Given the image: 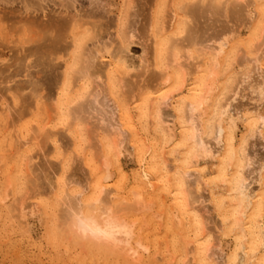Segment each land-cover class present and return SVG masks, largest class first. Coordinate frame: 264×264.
I'll use <instances>...</instances> for the list:
<instances>
[{
  "label": "bare ground",
  "instance_id": "1",
  "mask_svg": "<svg viewBox=\"0 0 264 264\" xmlns=\"http://www.w3.org/2000/svg\"><path fill=\"white\" fill-rule=\"evenodd\" d=\"M85 2L86 5H84L83 0H0V9L3 11H0V13L2 12L1 16L4 13L5 16L9 14L18 21H26L25 26H20L18 23L20 26H18V29H22V34H18L21 37L18 40L19 42L15 43L19 46L16 49L12 47L15 49V52L11 50L14 55L12 54L13 56L7 60V66L0 65V100L3 99V95L7 97V91L9 93L13 92V88L4 85L5 83H12L15 91L10 95L13 103H15L14 106L19 104L17 103L18 100L20 101V105L16 106V111L14 110L18 113L17 118L20 122H18V119L16 122L19 124L12 119L13 124H16V134L23 135L24 133L26 137L27 130L34 132V136L28 134L26 139L23 138L24 136L23 139H18L19 141L15 139V142H19V146L17 144L18 149L20 146V148L25 147L26 149L25 144L30 142L31 137H34L31 143L34 145L33 141L36 142L38 145L36 150L40 149L41 155L46 153L57 155L59 152H63L67 146L64 149L62 147V151H60V145H67L66 141L69 140L71 145L73 143L75 150L78 149V146L82 147H80L81 150L78 152V156L83 159V162L82 160L80 162V159L77 161L75 153L72 156L73 151H71V145L69 144L70 147L68 146L69 148L66 149L69 153L72 152V155L63 156V161L59 158L55 160L46 158L48 160L39 164L42 178L37 173L38 177L36 176L37 178L33 179L34 181L31 180L32 189H28L33 192L34 196L38 195L40 199L38 198L39 201L32 203L29 202L28 211L33 215L42 216L48 209L49 215V209L51 208H48L50 205H48L47 197L51 193H56L52 196L54 200L52 203L57 214L53 211V215L50 214L51 217L55 214L56 219L54 220L57 221L51 219L50 221L55 222L54 225L56 226L53 231L49 230L50 234L48 232L50 239L54 242L53 244H57L55 241H62L61 243L71 241L75 244L72 245L73 247L76 245L81 246L79 248H81L80 251L83 250L82 252L86 251L85 248H87L89 253L96 252V255L100 253L106 258L115 256L114 262L118 260L117 257H120L119 260L123 261L122 259H124L123 262H126V259V263L130 261L132 264H138V261L147 255L146 252L150 247L149 244L144 242L146 238L143 241L139 234L141 226L139 231L134 229L130 235L122 236V243L112 244L93 239L91 234L85 238L79 227L75 226L72 213L79 209L82 200L85 202V208L83 209L85 226L89 230L92 228L119 230L123 227L120 220L126 219L129 223L134 222L136 224V221L132 220L133 217L130 216L131 219L127 216L131 211L144 212L152 209L153 200H150L148 195V198H146L148 200H145L144 190L156 192L157 188H161L165 193L162 195H166L165 197L172 200V206L169 208L168 203V207L165 208L166 210L169 209L166 212V215L169 216H166L169 226L174 227V223L175 226L177 225L176 228L186 225L188 231L192 232V234L189 233L193 235L192 241L188 238H182L186 240L184 244L182 243L183 245L180 244V252L183 253L184 251V254L180 259L176 258L180 262L182 258L184 259L181 264H187V262L191 264L192 260H189L192 254L195 256L197 264H264V176L261 175V171L264 170V159L260 157V161L256 160L257 166H254L257 155L255 156L252 148L259 142L264 147V134H262L264 133V123H261L262 118H264V98L259 95L261 87H264V76H262V70H264V38L261 39L264 37V32L261 34L264 28L259 31V38H257L258 36L255 37L258 31L256 33L253 30L257 27L256 24H258L257 28L259 29L264 27V0H243L244 7L240 9L233 8L231 22L234 23L233 26L235 24L239 26L237 31L232 29L231 22L228 23L229 27L228 24L223 27L224 24L221 22L219 14L211 8V5L217 3L218 0H207L209 7L206 9L192 8L191 5L194 0H123L125 6H122L120 12L122 15L119 14L122 17L119 15L114 16L113 9L115 6L118 9L119 6L113 0H85ZM204 2L205 0H199L200 4ZM229 2L230 0H225V4ZM231 2H235V0H231ZM252 7H254V11H252ZM123 10L125 11L123 12ZM4 14L2 18L5 17ZM2 18L0 17V21L4 20ZM194 19L195 27L193 28L192 21ZM254 21L255 27L251 29L250 27ZM240 26L247 30L251 29L244 41L241 40L242 38L241 41L238 40ZM6 27L4 26L5 29L8 28ZM216 27L219 31L215 30ZM133 33L139 34H134L136 37ZM224 36H228L230 39L222 46L221 41ZM135 37L138 38L137 41L134 40ZM234 39L236 40L234 41ZM251 39L260 40L258 44H256L257 41L251 42L252 45L249 43ZM102 43L108 44L109 47L117 46L118 48L127 49V53L116 57L106 54L98 56ZM136 43L142 47V54H136L135 58L131 55L133 54L131 49L134 47H130L132 44L133 46L136 45ZM240 47H245L246 51L244 52L243 48L240 49ZM249 47L252 49L247 50ZM242 50L243 53H240ZM137 55L139 60H137ZM32 57H38L41 64H44L45 60H47V63L44 64V71L39 74L41 80L39 93L23 97L22 94L24 91H28V88L25 86L24 80L16 79L15 81L14 79L15 77L22 78L24 76L27 71L26 61ZM6 59L8 58L6 57ZM105 62H107L106 66ZM235 66H239L237 67L239 70L243 69L234 72ZM129 67H133L137 71L129 73ZM254 75L258 78H255ZM240 89L243 93H245L243 90H247L248 93L244 95L249 97V101L253 106L248 107L247 105V108L241 105V107H238V105H235L237 102L235 101L234 106H237V108H231L232 100L234 102V98L241 95V92L238 95ZM244 95H242V98H244ZM164 97H168L167 103H163ZM229 97H231L230 104H223V107L228 108L229 111L226 118L221 120V102L227 101ZM248 97L244 102L250 104ZM6 101L7 99L3 104L5 110L9 108ZM110 102L111 104H109ZM261 105H263L262 109H260ZM14 106L12 105L11 108ZM41 106L42 110L45 111L41 110L44 114L43 118L46 117V120L41 121L40 119L36 122L37 119L35 120L34 117L37 118V115L41 112L39 111ZM194 106L195 120L201 138L205 144L210 145L211 154L206 157L198 151V143L192 142L190 139L192 128L187 125L193 117ZM61 110L64 114H86L89 123L83 130L79 128L75 121L72 122L71 127H58ZM7 111H2L1 114L14 112L12 109L9 112ZM186 112L188 119H185ZM31 114L34 117H29L34 118L36 126H33L31 121H21ZM134 117L147 133H149L150 128L152 129V132L150 131V134H152V138H150L152 140L150 144L151 151L148 155L147 151L149 149H145L147 147L144 145L145 142L143 143V137L140 138L141 135L137 134L143 129L137 131L133 123ZM29 127L30 129L35 127V130H33L34 128L30 130ZM56 136L58 137L57 140L54 139ZM35 139H38V141ZM79 142L91 146L89 149L92 148L93 152H96L91 154L97 156L86 157L84 145L78 144ZM129 147L131 151H134L141 169L137 182L143 186L136 185L137 190L133 192L135 200L133 196L130 199V201L132 199L133 201L126 202L119 196L121 188L118 185L123 184L121 180L123 181L125 178L120 157L124 154L123 151H130ZM56 150L59 152H54ZM263 152L261 153L263 154ZM24 154L16 155V159L24 157ZM192 154L199 155L201 158L189 166V157ZM59 155L61 156L62 153H59ZM86 158L92 161V165L88 163ZM21 159L20 161H22ZM23 159L25 160L26 157ZM31 159V155H28L27 160L29 163ZM27 160L23 162L17 160L20 162L19 167H21V163L22 166L29 164L26 163ZM208 161L213 163V171L211 172L208 171ZM249 161H251V166H248ZM73 163L83 164L84 167L81 165L82 168L77 166V168H81L80 172L86 171L82 170L83 168H90L88 185L84 186V184H87L86 179L88 181L87 176L83 177L85 178L84 183L75 181L77 175L75 177L74 175H65L66 171L69 172V168L73 166ZM18 171H20L18 172L20 175L15 173L17 175L13 177L15 183L23 173L20 168ZM15 172L17 171L15 170ZM28 173L27 176H29ZM181 173L193 174L195 179L185 180ZM65 176L68 178L71 176L72 181L67 178L68 182H66ZM27 178L29 180V177ZM240 178L248 181L243 195L236 190ZM113 180L118 181L119 184L113 183ZM73 181L79 184L83 183L84 188L88 186L86 188L89 189V194L87 193V195L81 197V200H77L75 194L82 187L78 185L71 188ZM9 184L7 182L5 189L0 186L1 191L4 189L3 194L0 191L2 195V197L0 195L1 203L8 197ZM28 184L30 183L27 182L26 185ZM15 187L14 189L17 192H14L17 194L19 190ZM75 187H80V190ZM100 189L105 190L102 196L105 205L120 206L122 208L119 219L106 221L102 215L97 216L94 221L87 219L89 210L86 202L99 195ZM159 189L157 192L160 194L161 189L160 192ZM193 191H195V196L192 195ZM206 191L208 196L203 195V192ZM24 198L22 197L21 200ZM207 199L212 202L216 213L214 228L211 226L212 223L211 225L207 223L210 214L206 217V211H204L205 209L202 210L203 207L201 206L202 202L207 201ZM160 200L163 202V199L160 198ZM23 203L17 201L10 210L16 221H18L17 225L18 223L23 224L21 221L26 218V209L23 207ZM209 205L212 206L210 203ZM209 205L206 207H209ZM5 208V210L9 209V207ZM210 210L209 212H211ZM214 211L212 212L214 213ZM155 216L159 220L163 213L159 210ZM50 221L48 226H53ZM166 225L167 229L170 228L168 224ZM19 229L21 230V228ZM23 229L27 230L26 227ZM172 229L173 233H171L176 238L180 229L178 228L175 232L176 235H174L175 229L174 231ZM185 231L187 230L185 229ZM162 234L164 233L162 232ZM220 236H230L231 239L223 246L219 241ZM180 237L178 239L177 236V239L182 242L183 240ZM214 240L216 242L213 244ZM66 242L63 246L67 248L69 245L67 246ZM173 243L171 245H174ZM163 244L164 246L167 245ZM190 245L193 246L191 256L188 255L190 254ZM170 248L173 249V246ZM173 250L176 251V248ZM186 253L190 256L188 261L185 259L188 258L185 257ZM84 254L82 253L83 256H85ZM154 256H158V254ZM80 258L84 259L85 257ZM96 258L100 260L99 256ZM103 258L105 257H102V260ZM151 258L150 263L156 262L157 257H155V261H152L154 258L152 260ZM160 258L158 256L157 261L158 259L160 261ZM90 259L92 258L90 257ZM180 262L176 261V264ZM164 263L165 261L161 264ZM166 263L168 262L166 261ZM155 264H158V262Z\"/></svg>",
  "mask_w": 264,
  "mask_h": 264
},
{
  "label": "rangeland",
  "instance_id": "2",
  "mask_svg": "<svg viewBox=\"0 0 264 264\" xmlns=\"http://www.w3.org/2000/svg\"><path fill=\"white\" fill-rule=\"evenodd\" d=\"M84 1V5H86L87 3L85 2V0H83ZM114 2H115V4L117 5V6H119L118 7V9H117V7L115 6V8L113 9V13H114V16L116 15V16H118L119 14H120V12L122 11L121 9L125 6L124 4H123V0L121 1V0H113ZM128 1V0H127ZM118 2V3H117ZM86 3V4H85ZM120 3H122L121 4V6H120ZM136 3V2H135ZM128 4V3H127ZM136 5V4H135ZM134 5V6H135ZM123 6V7H122ZM7 7V6H6ZM16 7H18V6H16ZM136 7V6H135ZM0 8H1V6H0ZM7 9V8H6ZM50 9V8H49ZM120 9V10H119ZM133 9H135V8H133ZM0 11H2L1 9H0ZM119 11V13L117 14V12ZM125 10H123V12H124ZM252 11H254V7H252ZM3 12V11H2ZM1 12V13H2ZM0 13V14H1ZM4 14V13H3ZM3 14H2V16L0 15V17L2 18L3 17ZM120 15H122V13L120 14ZM119 15V16H120ZM124 15V14H123ZM4 16H5V14H4ZM8 16H10L9 14H8ZM8 16H5L4 18H2V19H4V20H2V21H0V26H2L0 29V58H1V60H3V58H4V60H9L14 54L11 52V50L13 51V52H15V49L17 48V46H19V45H16L15 43H18L19 41V39H20V37H21V35H18V34H22V32H21V28H20V30L18 29L21 25H23V26H25V22L26 21H24V20H20V18H19V20L21 21V23H23V24H21L20 23V21H18V19H16L15 17H13V16H10V17H8ZM6 17H8V18H6ZM120 17H122V16H120ZM16 19V20H14V19ZM18 18V17H17ZM6 19V20H5ZM12 20V21H11ZM15 22H14V21ZM10 21H11V23H10ZM16 21H18V22H16ZM3 22H4V24H3ZM6 22V23H5ZM2 23V24H1ZM9 23V24H8ZM12 23H13V25H12ZM18 23L20 24V26L18 25ZM257 23V22H256ZM16 26H15V25ZM27 24V23H26ZM231 25L230 26H232V29L233 30H236L237 31V27H239V26H237L236 24H235V26H233L234 25V23H230ZM233 24V25H232ZM254 24H255V21H254V23L251 25V29L253 28V27H255V26H257L258 27V24H256L255 26H254ZM8 25V26H7ZM11 25V26H10ZM4 26L7 28V29H5L4 28ZM14 26V27H13ZM19 26V27H18ZM27 26V25H26ZM138 26V25H137ZM224 26H227V25H223V27ZM17 27V28H16ZM220 27H221V25H220ZM220 27H219V29H220ZM228 27H229V24H228ZM257 27H255V29L253 28V30L254 31H256V33H257V31H258V33H257V35L255 36V37H257V38H259V31H262L263 30V28L264 27H260L261 29H259V28H257ZM4 28V29H3ZM12 28V29H11ZM235 28V29H234ZM245 29V28H243V27H241L240 26V28L238 29V31H239V41H244V40H246V38L248 37V33H250V30L251 29ZM224 29V28H223ZM215 30L216 31H219L218 30V28L216 27L215 28ZM222 30V29H221ZM220 30V31H221ZM243 30V31H242ZM16 33H15V32ZM136 32H138V31H136ZM263 32H264V30L262 31V33L261 34H263ZM12 33V34H11ZM245 33V34H244ZM134 34H136V33H133V35ZM137 34H139V33H137ZM136 34V35H137ZM212 34V33H211ZM248 34V35H247ZM16 35V36H15ZM136 35H134V36H136ZM245 35V36H244ZM7 36V37H6ZM263 36H264V34H263ZM137 37V36H136ZM134 38V40L135 41H137L136 39H138V38ZM254 37V38H255ZM262 37V36H261ZM5 38V39H4ZM242 38V39H241ZM264 37H262L261 39H263ZM241 39V40H240ZM236 39H234V41H235ZM237 40V42H239ZM260 40V39H259ZM258 39L256 40L257 41V43L256 44H258V41H259ZM255 40H253V39H251L250 40V42L249 43H251V42H256ZM3 43H6V44H3ZM211 44V43H210ZM252 44V43H251ZM251 44H249V45H251ZM255 44V46H257ZM139 44H137L136 43V45H134L133 46V44L131 45V47L130 48H133L134 50H136L135 52H134V50L133 49H131V52L133 53V54H131V55H133L135 58H136V54H142V47H140V46H138ZM253 45V44H252ZM14 46H16V47H14ZM15 48V49H13V48ZM248 47V46H247ZM252 47V46H251ZM7 48V49H6ZM8 48H9V50H8ZM137 48V49H136ZM241 48H243V50H244V52L246 51V49H245V47H240V49ZM253 48V47H252ZM252 48H248L247 50H249V49H252ZM133 50V51H132ZM243 50L240 52V53H243ZM4 51V52H3ZM9 51V52H8ZM135 53V54H134ZM148 53H149V51H148ZM13 54V55H12ZM8 58V59H6V57ZM140 57H141V55H139ZM137 57H138V55H137ZM137 60H139V57H138V59ZM237 67H239V66H235V68L233 69L234 70V72H238V71H240L241 69H243V68H241L240 70H239V68L237 69ZM255 76V78H258V77H256V75H254ZM16 79L17 80H23V76H22V78L20 77V78H16L15 77V81H16ZM13 82V81H12ZM14 83V82H13ZM5 86L6 85H8L7 87H11V88H13V90L10 88V90H12L13 92H11V93H9L8 91H7V94L10 96V98H8L9 96L7 95V97L6 96H2V98L3 99H1L0 100V104H1V106H0V125H2V126H0V186L1 187H3L4 189L6 188V185H7V182H9L10 184H9V187H8V197H7V199L5 200V201H3L2 203H1V201H0V205L3 207H1L0 206V264H128L130 261H128V263H126L127 262V260L125 259V261L126 262H123L124 261V259H122L123 261H121V259L119 260V258L120 257H117L116 259H118V260H115V262H114V257L115 256H110V257H107V258H109V259H107L106 258V256H103L102 254H100V253H98V255H96V252H90L89 253V251L87 250V248H85V250L86 251H84V252H86V254H84V252H82L83 250H81L80 251V249L81 248H79V247H81V246H79V245H76V246H72V245H75V244H73L71 241H68V243L66 242V241H64L63 243H61V242H58V241H55V242H57V244H59V243H61V244H59L58 246H57V244L55 245V244H53L54 242H52V240L50 239V236L48 235V232H49V230H51V231H53V228H55V226L56 225H54V223L57 221V220H54V219H56V217H55V214H57V213H55L56 212V208L53 206V197L52 196H54L55 194H50L48 197H47V201H48V205H50V206H48V208L50 207L51 209H49L50 210V214L52 213V211L55 213L54 214V216L53 217H51V215L49 214L48 215V209L45 211V214H43L42 216H39V215H33V214H31L29 211H28V207H29V205H30V203H32V202H34V201H39V197H38V195H33V192L30 190L29 191V189H32V187H33V185H31L32 183V181H34L33 179H36L38 176L36 175L37 173H38V175L40 176L41 174V171H40V167H39V164H42V162H45L46 160H48V159H46V158H53L54 156H56L57 157V159L60 157V155H59V153L61 154L62 153V155L65 157V156H67L68 157V155L70 154V155H72L71 153V151H73V155L72 156H74V153L76 154V156H77V161H79L78 159H80V157L78 156V152H80V150H81V148L78 146V149H76L75 150V148L73 147V143H72V145L69 143V141H66V143H67V145L66 144H61L60 145V148L59 149H61L60 151H62V147H63V149H64V147L65 146H69V144L71 145V153H69L68 152V148L67 147H65V149H64V151L63 152H59L58 150H56V151H54V152H59L57 155H54L55 153H46V154H44V155H41V153H40V149H37L36 150V148H38V145L36 144V142L35 141H33L34 142V145L31 143L32 142V139L34 138V137H31V136H29V137H31L30 139V142H27L25 145H26V149L28 148V150H26L25 149V147H22V148H20L19 147V149H18V146H19V142H15L16 140L17 141H19L18 139H23V138H27V136H28V134L30 135H32V136H34V132L32 133V132H30V131H28L27 130V132L26 133H28V134H25L26 135V137L24 136V133H23V135L21 136V135H17L16 134V131H15V129H16V124H13V122H12V119H13V121L15 120V122L17 121V112H15L16 111V106H19L20 105V103L17 105L16 104V106H14L15 105V103H13V100H12V98H11V95L10 94H13L14 93V91H15V89H14V85H12V83H5L4 84ZM245 93H243L242 91H241V89H240V91H239V93H238V95H240V92H241V97L240 96H238V98L241 100H239L238 98H237V96L234 98V102H233V100H232V105H231V108H237V106H234V103H235V101H237L236 103H235V105H238V107H241V105H243V107H247V105H248V107H251V106H253V104H251L250 102L251 101H249V97L248 96H246L245 97V95L248 93L247 92V90H243ZM26 91H24V93H25ZM23 93V92H22ZM243 93V94H242ZM245 94V95H244ZM5 95H6V93H5ZM242 95H244V98H242L243 96ZM248 97V102L250 103V104H247V103H245L246 102V98ZM7 99V104L9 105V108H7L6 110L4 109L5 108V105H3V104H5V100ZM239 101H238V100ZM1 101H2V103H1ZM245 101V102H244ZM9 102V103H8ZM12 102V103H11ZM240 102V103H239ZM46 103H48V102H46ZM50 103V102H49ZM243 103V104H242ZM109 104H111V102L109 103ZM8 105H6L7 107H8ZM11 105V106H10ZM12 105L14 106L13 108H11L12 107ZM3 106V109L1 110V107ZM247 107V108H248ZM263 108V105H261V108L260 109H262ZM10 109H12L14 112H12V111H10L11 112V114H10V112H9V110ZM8 110V111H7ZM42 110V106H41V108H40V110L39 111H41ZM5 112V111H7V112H9V114H6V113H2L1 114V112ZM42 111H44V110H42ZM42 111L41 112H39V114L37 115V118H36V116L34 117L32 114L31 115H27L24 119H22L21 121H31L32 123H33V126H36V123L34 122V118H35V120L37 119V121L36 122H38V121H40V119H41V121H44V120H46V117L45 118H43L44 117V114L42 113ZM45 112V111H44ZM13 113H14V115H13ZM16 113V114H15ZM132 113H135V112H132ZM5 114V115H4ZM7 116V117H6ZM11 118H9V117ZM14 116H16L15 118H14ZM32 118V117H34L33 119H31L30 117ZM39 116V117H38ZM47 116V115H46ZM27 118V119H26ZM19 120V119H18ZM14 122V123H15ZM18 122H20V120L18 121ZM18 122H16V123H18ZM30 122V123H31ZM5 123H6V125H5ZM133 123L135 124V128L137 129V131H139V129H143V128H141L142 126L139 124V123H137L136 122V119H135V117L133 118ZM19 124V123H18ZM35 124V125H34ZM3 125H5V126H3ZM30 126H32L31 124H30ZM7 127V128H6ZM34 128V129H33ZM31 127V129H33V130H35V127ZM29 129H30V127H29ZM30 129V130H31ZM136 129H135V131H136ZM15 131V132H14ZM136 131V132H137ZM141 132L139 133V132H137V134L138 135H141L140 136V138H142L143 137V143H144V145H145V147H147V148H145V149H149L148 151H147V155H148V153H150V149H151V147H150V144L152 143L151 141V139L150 138H152V134H150V131L152 132V129L150 128L149 129V133H147L146 132V130H140ZM145 131V132H144ZM22 132H24V131H22ZM76 132H77V130H76ZM78 133V132H77ZM79 134V133H78ZM154 134V133H153ZM6 135V136H5ZM77 135V134H76ZM144 135V136H143ZM8 136V137H7ZM18 136H19V138H18ZM24 136V137H23ZM80 136V135H79ZM7 137V138H6ZM10 137V138H9ZM23 137V138H22ZM77 138H78V135L76 136ZM16 139V140H15ZM20 139V140H21ZM53 139V138H52ZM54 139H58V137L56 136V137H54ZM148 139V140H147ZM11 140V141H10ZM36 141H38V139H35ZM66 140H68V139H66ZM146 140V141H145ZM27 141H28V139H27ZM62 142V141H61ZM257 142V141H256ZM12 143H15V144H12ZM28 143H30L29 145H28ZM58 143H59V140H58ZM260 143L261 142H259L258 144L256 143L255 144V146H253L252 148H253V152H254V154H255V156L257 155V157H255V162H256V164L254 163V166H257V161H260V157L262 158V151H264V147L262 146V145H260ZM7 144V145H6ZM17 144H18V146H17ZM77 144V143H76ZM78 144H80V142L78 143ZM83 144V142L80 144V145H82ZM6 145V146H5ZM20 145H22V144H20ZM84 146V154H86V157L87 156H89V158L90 157H95V156H97V155H93V154H95L93 151V149H92V151H91V149H89V147H91V146H86V144H83ZM258 145V146H257ZM23 146V145H22ZM32 146V147H31ZM35 146H37V147H35ZM86 146V147H85ZM261 148H260V147ZM29 147H31V148H29ZM88 147V148H87ZM127 147H128V143H127ZM257 147V148H256ZM263 147V148H262ZM10 148V149H9ZM34 148V149H33ZM67 148V149H66ZM97 148V147H96ZM130 148V147H129ZM255 148V149H254ZM259 148V149H258ZM5 149V150H4ZM24 149H25V151H24ZM87 149H89V150H87ZM10 150V151H9ZM65 150H66V153L64 154V152H65ZM70 150V149H69ZM78 150V151H77ZM89 151L90 152V154L88 155V153L89 152H87V151ZM97 150V149H96ZM95 150V151H96ZM130 151H131V148L129 149ZM48 151V150H47ZM128 150H126V152L125 151H123V153L124 154H122L121 155V164L123 165V168H124V175H125V180L123 179V181L121 180V182L123 183V184H119V182L118 181H115V180H113V183H118L119 185L118 186H120V188H121V190H119V196H120V198H122V199H124L126 202H131V201H133V199L135 200V196L133 195V192L135 191V190H137V187H135L136 185H138V184H140L139 182H137L138 180H137V178H138V175H139V173L141 172V169H140V165H139V163L137 162V160H136V155L134 154V151H128ZM258 151V152H257ZM6 152V153H5ZM12 152V153H11ZM21 152H23V153H25L26 154V152H27V154L25 155L24 154V157H20L19 158V156H18V158L19 159H16L17 158V156L16 155H18V154H23V153H21ZM29 152V153H28ZM49 152V151H48ZM93 152V154H91ZM129 153V154H128ZM8 154V155H7ZM50 156H49V155ZM51 154H53V156H51ZM68 154V155H67ZM263 154H264V152H263ZM10 155V156H9ZM14 155V156H13ZM20 155V156H21ZM28 155H31V157H32V159H31V161H30V163L28 162V160H27V157H28ZM33 155V156H32ZM47 155V156H46ZM69 155V156H70ZM91 155V156H90ZM146 155V156H147ZM6 156V157H5ZM8 156H9V158H8ZM131 156V157H130ZM26 157V159L25 160H27V162L26 163H29V164H27L26 166H22V163H21V167H19L20 166V162H23V161H25L23 158H25ZM22 158V159H21ZM20 159L22 160V161H20ZM43 159H45L44 161H43ZM86 159H88V158H86ZM129 159V160H128ZM262 159H264V158H262ZM261 159V160H262ZM10 160V161H9ZM17 160H19L20 162H18ZM81 160H82V162H83V159L81 158L80 159V162H81ZM124 160V161H123ZM257 160V161H256ZM88 161V163L89 164H91L92 165V161H89V159L87 160ZM41 162V163H40ZM91 162V163H90ZM209 163H208V168H209V172H211V171H213L212 170V164L213 163H211V161H208ZM3 163H4V165H3ZM10 163V164H9ZM16 163V164H15ZM125 163V164H124ZM18 164V165H17ZM136 164H137V166H136ZM3 165V166H2ZM24 165V164H23ZM82 166H83V164H81ZM81 165L79 164H75V163H73V166H71V167H73V168H69V172L68 171H66V173H68V174H66L65 173V175L66 176H69V175H74V177L77 175V177H75V181L77 180V181H82V182H84L85 183V178H83V177H88V181H87V179H86V183L87 182H89L90 181V179H89V176H90V173H89V169L90 168H88L87 167V169L86 168H83L82 170H86V171H82V172H80V169L82 168L81 167ZM88 165V164H87ZM94 165V164H93ZM75 166V167H74ZM77 166L79 167H81V168H77ZM90 166V165H89ZM133 166V167H132ZM253 166V167H254ZM84 167V166H83ZM91 167V166H90ZM5 168V169H4ZM19 168H20V170H22L23 171V173H22V175L20 176V177H18V178H20L18 181H17V179H15L17 182L16 183H18V184H16L15 183V181L13 180V177L15 176L16 177V175L18 174V175H20V173H18V172H20V171H18L19 170ZM22 168V169H21ZM76 168H77V170H76ZM18 169V170H17ZM70 169H72V170H70ZM75 169V170H74ZM15 170L17 171V172H15ZM26 170H28V171H26ZM35 170V171H34ZM10 171V172H9ZM38 171V172H37ZM26 172V173H25ZM29 172V173H28ZM72 172V173H71ZM85 172H87V173H85ZM15 173H17V174H15ZM27 173L29 174V176H27ZM89 173V174H88ZM31 174V175H30ZM35 176H34V175ZM137 174V175H136ZM25 175V177H23ZM58 175V174H57ZM79 175H81L80 177H79ZM128 175V176H127ZM210 175V174H209ZM5 176V177H4ZM29 177V180H28V178L27 177ZM37 176V177H36ZM64 177V179L65 180H67L66 182H68V179L70 178V180L69 181H72V178H71V176L68 178V177ZM135 176V177H134ZM137 176V177H136ZM8 177V178H7ZM41 177V176H40ZM57 177V176H56ZM131 177V178H130ZM42 178V177H41ZM68 178V179H67ZM80 178V179H79ZM21 179H22V181H21ZM24 179V180H23ZM28 181H27V180ZM32 180V181H31ZM73 180H74V178H73ZM84 180V181H83ZM29 182L30 184H28V185H26L27 184V182ZM135 181V182H134ZM22 182V183H21ZM25 182V183H24ZM14 183V184H13ZM73 183L75 184V183H78V182H74L73 181ZM72 183V186H71V188L73 187L74 188V186H78V185H80L82 188H84V186L85 185H88V183L87 184H84V186H82L83 185V183H78L77 185L75 184H73ZM16 184V185H15ZM133 184L134 185V187H133V185L131 186V185ZM11 185V186H10ZM17 185H18V187H17ZM111 185H112V183H111ZM140 185H142V184H140ZM16 186V187H15ZM143 186V185H142ZM14 187L17 189V190H19L18 191V193L16 194L15 192H17V191H15V189H14ZM24 187H26V188H24ZM87 188H88V186H86ZM29 188V189H28ZM76 188V187H75ZM80 187H77L76 189H78V190H80L79 189ZM82 188H81V190H82ZM4 189H3V191H4ZM144 189V188H143ZM158 189L159 188H157L156 189V192H150V191H145L144 190V193H143V195H144V198H145V200H146V198H148V196H149V198H150V200H153V204H152V209L150 210V209H148V210H145L144 212L143 211H138V212H134V211H131L130 213H128V217L129 218H131V217H133V219L132 220H135L136 221V231H137V229H138V231H139V227H140V236H141V238L143 239V241H144V239H145V243H147V244H149V250L146 252L147 253V255H146V253H145V255L146 256H144V257H142L141 258V260L140 261H138V264H149L150 263V258H151V256H152V258H151V260L152 261H155V257H157L158 258V256H159V258H160V256H161V258H160V261H159V259H158V261H157V258H156V262H158V264H161L162 262H164L165 261V263L164 264H176V261L177 262H180V261H178V259H176L177 257L180 259L181 257H183L182 255L184 254V251H183V249H182V251H183V253L182 252H180L181 251V249H180V244H184V241H186V240H183V239H186V238H188V239H191V241H192V239H193V235H191L192 234V232L191 231H188L189 229H187V227H186V225H182L181 227H178L179 229H180V232H179V234H177V236H178V239H179V237H180V239H182L183 241L181 242V241H179L178 239H177V236H176V238H175V236H173V232L171 231V229L174 231V229H175V231H174V235H176L175 234V232H177V230H178V228H176L177 227V225L175 226V223H174V225H173V223H172V225L175 227H171V226H169V223H168V221L166 220V216L167 217H169L168 215H166V212H168V210H166L165 208H166V206L168 205V203H169V208L172 206V200L169 198V197H165L164 195H162V194H165L164 193V191H162V189H161V192H160V189H159V192H160V194L157 192L158 191ZM2 190V188L0 189V191ZM25 190V191H24ZM89 190V189H88ZM133 190V191H132ZM3 191H1L2 192V194H3ZM15 191V192H14ZM0 192V193H1ZM14 192V193H13ZM22 192V193H21ZM31 192H32V194H31ZM56 192H57V189H56ZM89 192V191H88ZM87 192V193H88ZM131 192V193H130ZM143 192V191H142ZM89 194V193H88ZM158 196H157V195ZM1 195V194H0ZM87 195V194H86ZM148 195V196H147ZM203 195L204 196H208V192L206 191V192H203ZM133 196H134V198H133ZM147 196V197H146ZM1 197H2V195H1ZM1 197H0V200H1ZM22 197H25L23 200H21L22 199ZM41 197V196H40ZM161 199H163V202H161V200H160V198ZM165 197V198H164ZM34 198V199H33ZM39 198V199H38ZM55 198H56V196H55ZM131 198H133L131 201H130V199ZM33 199V200H32ZM205 199V198H204ZM56 200V199H55ZM124 200H122V201H124ZM148 200V199H147ZM146 200V201H147ZM159 200H160V202H159ZM167 200V201H166ZM171 200V201H170ZM17 201H22V203H23V207L26 209L25 211V216H26V218L25 219H23L21 222L23 223V224H19L18 223V225H17V222L18 221H16V219H15V216H13L12 214H11V212H10V210H11V207L12 206H14V203L16 204L17 203ZM28 201V202H27ZM30 202V203H29ZM205 202H207V203H205ZM205 202H202L203 204H201V206L203 207L202 208V210H204V211H206V213H205V215H206V217L210 214V216H208V222L207 223H209V225H211V223H212V225L211 226H213V225H215V211H214V208H213V204H212V202L211 201H209L208 199H207V201H205ZM163 203V204H162ZM209 203L212 205V206H210L209 205ZM24 204H25V206H24ZM28 204V205H27ZM207 204V205H206ZM10 205V206H9ZM204 205V206H203ZM209 205V207H206V206H208ZM167 206V207H168ZM5 207H9V211L8 210H5L6 208ZM160 209H159V208ZM162 207V208H161ZM211 207V208H210ZM5 208V209H4ZM1 209H2V211H1ZM211 209V210H210ZM5 210V211H4ZM159 210H161V212L163 213V216L161 217V219L159 218V220L157 219V217L155 216V215H157L158 214V212H159ZM209 210L211 211V212H209ZM7 211V212H6ZM212 211H214V213L212 212ZM57 212H58V210H57ZM157 212V213H156ZM152 213V214H151ZM9 214V215H8ZM6 215H8V216H6ZM52 215H53V213H52ZM133 215V216H132ZM136 217H135V216ZM141 217H139V216ZM151 215H153V216H151ZM131 216V217H130ZM150 216V217H149ZM213 216V217H212ZM8 217V218H7ZM51 217V218H50ZM135 217V218H134ZM152 217H153V219H152ZM210 218V219H209ZM212 218V219H211ZM18 219V218H17ZM50 219L51 220H54L55 222H51L50 221ZM143 219V220H142ZM28 221V222H27ZM49 221L51 222V224H53V226L51 225V226H48V225H50V223H49ZM166 221V222H165ZM9 222V223H8ZM26 222V223H25ZM33 222V223H32ZM145 222V223H144ZM214 223V224H213ZM57 224V223H56ZM147 224V225H146ZM166 224H168V227H170V228H166L165 226H167ZM171 224V223H170ZM7 226V227H6ZM20 226V227H19ZM144 226H146L147 228H145ZM157 226V227H156ZM159 226V227H158ZM24 227H26V229L27 230H25V229H23ZM50 227H52L51 229H50ZM153 227V228H152ZM186 227V228H185ZM3 228V229H2ZM15 228V229H14ZM19 228H21V230L19 229ZM49 228V229H48ZM213 228H214V226H213ZM185 229L187 230V231H185ZM26 231H28V232H26ZM147 232V233H144V232ZM167 231H168V233H167ZM9 232V233H8ZM162 232L164 233V234H162ZM172 232V233H171ZM189 234H188V233ZM26 233V234H25ZM51 232H49V234H50ZM185 233H186V235H185ZM10 234V235H9ZM30 234V235H29ZM171 234H172V236H171ZM161 235V236H160ZM170 235V236H169ZM31 236V237H30ZM152 236V237H151ZM165 238H164V237ZM47 237V238H46ZM156 237V238H155ZM161 237V238H160ZM190 237H192V238H190ZM46 238V239H45ZM151 238V239H150ZM153 238V239H152ZM155 238V239H154ZM158 238V239H157ZM47 239H48V242H47ZM49 239H50V242H49ZM173 241V242H176V243H173L171 240ZM225 239H227V240H225ZM230 236H220L219 237V241L222 243V245L223 246H225L229 241H230ZM5 240V241H4ZM158 240V241H157ZM225 240V241H224ZM229 240V241H228ZM54 241V240H53ZM171 241V242H170ZM66 242V244H67V248H66V246H63V244ZM70 242H71V244H70ZM154 242V243H153ZM216 242V240H214V242H213V244ZM226 242V243H225ZM19 243V244H18ZM163 243H165V244H167V245H165L164 246V244ZM174 244V245H171V244ZM18 244V245H17ZM65 244V245H66ZM155 244V245H154ZM157 244V245H156ZM160 244V245H159ZM182 244V245H183ZM70 245H71V247H70ZM152 245H153V247H152ZM173 246V249H175L176 248V251L175 250H173L172 248H170V247H172ZM73 247V248H72ZM158 247V248H157ZM69 248V249H68ZM153 248V249H152ZM164 248V249H163ZM166 248H168L167 250H166ZM182 248H183V246H182ZM60 249V250H59ZM66 249H68L67 251H66ZM72 249V250H71ZM79 249V250H78ZM59 250V251H58ZM74 250H75V252H74ZM191 250H193V246H191L190 245V254H188V255H190L191 256V254H192V252H191ZM154 251V252H153ZM155 251H158L157 253L155 252ZM174 251H175V253H176V255H175V253H174ZM189 251H188V253H189ZM60 252V253H59ZM65 252V253H64ZM70 252H71V254H70ZM80 252H82L85 256H83L82 255V253H80ZM152 252V253H151ZM77 253V254H76ZM153 253H155V254H153ZM181 253V254H180ZM61 254V255H60ZM78 255V256H73V255ZM91 254V255H90ZM100 254V255H99ZM158 254V256H154L153 257V255H157ZM171 254V255H170ZM92 255H93V257H92ZM96 255V256H95ZM186 255H187V253H186ZM185 255V257H188V258H185V259H187V261H188V259H190L189 261H191V264H193L194 262L196 263V261H195V256L192 254V257H193V259H192V257H190V256H186ZM51 256V257H50ZM88 258H87V257ZM92 258V259H90V257ZM97 256H99V258H100V260H97ZM166 256H168V257H166ZM75 257V258H74ZM80 257H85L84 259L83 258H80ZM102 257H105V258H103V260H102ZM111 257H112V259H111ZM146 257V258H145ZM190 257V258H189ZM78 258V259H77ZM98 258V259H99ZM148 258V259H147ZM95 259V260H94ZM104 259H105V261L107 262V263H104L105 261H104ZM78 260V261H77ZM80 260V261H79ZM110 260H111V263H110ZM172 260V261H171ZM184 259L182 258V261H183ZM87 261V262H86ZM104 261V262H103ZM116 261H118V262H116ZM148 261H149V263H148ZM166 261L168 262V263H166ZM182 261L179 263V264H181L182 263ZM91 262V263H90ZM140 262V263H139ZM156 262H151L152 264H155ZM172 262V263H171ZM131 263V262H130ZM129 263V264H130ZM150 263V264H151ZM132 264V263H131ZM187 264H190V262H187ZM197 264V263H196Z\"/></svg>",
  "mask_w": 264,
  "mask_h": 264
},
{
  "label": "snow or ice",
  "instance_id": "3",
  "mask_svg": "<svg viewBox=\"0 0 264 264\" xmlns=\"http://www.w3.org/2000/svg\"><path fill=\"white\" fill-rule=\"evenodd\" d=\"M192 8H208L209 4L207 3V0L203 4L199 3V0H194L193 4L191 5ZM240 9L244 7L243 0H235V2H230L225 4V0H218L217 3L211 5V8L214 10V12L218 13L221 19V22L223 24H228L231 22V15L233 8ZM193 28L195 27V19L192 21ZM230 39L228 36H224L223 40L221 41V45L223 46L225 42ZM127 49L118 48L117 46L109 47L108 44L101 45V51L99 55H111L113 57H116L118 55H126ZM47 63V60H45L44 64ZM105 62V66H106ZM8 61L7 60H0V65L7 66ZM27 71L23 76V80L25 82V86L28 88V91L22 94L23 97H27L29 95H33L36 93H39L40 91V73L44 71V64H41L38 60V57H32L30 59H27ZM129 73H135L137 69L133 67L128 68ZM262 76H264V70H262ZM163 96V94H161ZM259 95L264 98V87H261ZM168 97H164L163 103H167ZM231 102V97L228 98L227 101L221 102V115L220 119L223 120L226 118L227 113L229 111L228 108H224V103ZM17 103H20L18 100ZM60 121L58 122V127H71V124L73 121L77 123L79 128L83 130L87 124L89 123L88 116L86 114H80L77 113L76 115L72 114H64L61 110L60 113ZM185 119H188L187 112L185 113ZM261 123H264V118H262ZM188 127L192 128V132L190 135V139L192 142L198 143V151L202 152L204 156H209L210 153V145L205 144L201 138L200 131L197 127V121L195 120V106L193 107V117L188 121ZM264 134V133H262ZM201 157L199 155H190L189 157V166L191 163H195L198 159ZM262 158H264V154H262ZM53 159H57V157H53ZM61 161H63L64 157L61 155L59 157ZM248 166H251V161L248 162ZM181 175L184 177L185 180L192 179L194 180L195 177L193 174L190 173H181ZM261 175L264 176V170L261 171ZM248 181L244 180L243 178H240V180L237 183V192H239L241 195H243L245 189L247 188ZM89 190L85 187L82 190L76 192L75 198L77 200H81V197L87 194ZM105 190L100 189L99 195L94 196L93 198L89 199L86 202V206L89 210L88 220L94 221L97 216L103 217L106 221H112L113 219H119L120 213L122 212V208L120 206H111V205H105L102 196L104 194ZM193 196H195V191L192 193ZM85 208V202L81 200V203L79 205V209L77 211H74L72 213L73 220L75 221V226H78L80 231L83 233L85 238L88 237L89 234H91L93 239L102 240L103 242L112 243V244H120L122 243L121 237L122 236H128L130 235L136 225L135 223H129L126 219L120 220V223L123 225L122 228L119 230H109V229H99V228H92L89 230L85 226V217L83 209Z\"/></svg>",
  "mask_w": 264,
  "mask_h": 264
}]
</instances>
